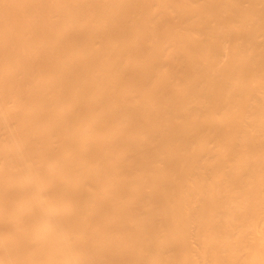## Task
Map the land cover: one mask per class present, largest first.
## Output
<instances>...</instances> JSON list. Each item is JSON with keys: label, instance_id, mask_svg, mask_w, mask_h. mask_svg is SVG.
Returning a JSON list of instances; mask_svg holds the SVG:
<instances>
[{"label": "bare ground", "instance_id": "6f19581e", "mask_svg": "<svg viewBox=\"0 0 264 264\" xmlns=\"http://www.w3.org/2000/svg\"><path fill=\"white\" fill-rule=\"evenodd\" d=\"M0 264H264V0H0Z\"/></svg>", "mask_w": 264, "mask_h": 264}]
</instances>
